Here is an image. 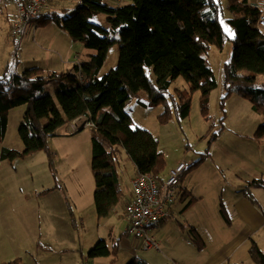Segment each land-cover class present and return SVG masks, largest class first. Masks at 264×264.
<instances>
[{"label": "rangeland", "instance_id": "1", "mask_svg": "<svg viewBox=\"0 0 264 264\" xmlns=\"http://www.w3.org/2000/svg\"><path fill=\"white\" fill-rule=\"evenodd\" d=\"M249 1L252 2L251 0ZM0 2L1 5L3 2L8 7H12L7 0ZM102 2L113 7L123 5L127 1L102 0ZM215 2L222 8L221 13L218 15V20L227 37L220 49L210 45L203 54L215 79V87L211 89L206 102L201 100L199 91L189 92L188 83L182 76H178L172 80L168 92L172 94L174 92H183L187 95L190 110L184 118L176 117L174 108L171 106L170 116L167 120L160 121L159 115L163 113L164 105H141L140 101L145 99V94L142 91L139 92V97L129 99L124 107L125 111L130 115L131 126L149 131L156 139L158 151L163 155L162 175L165 176L171 167L183 161L185 163V173L179 179L178 184L184 190V187H187L185 184L187 182L191 189L203 194L204 200L200 201L195 198L192 201L194 197L185 192L186 198L181 204L174 201L170 205L171 208L174 206L172 216L168 217L164 224L159 225L158 229L155 228L152 231L158 240H161L162 237L164 238V243L161 244V251L158 254H154L156 252H154L155 249L153 248L149 249L148 252L141 248H134L140 250L137 258L145 259L149 264H210L216 260V253L218 254L221 249L225 252V261L222 264H257L246 253L249 245L248 241L243 244L241 241L244 239L242 233H244L245 226L241 222V218L236 216L231 207H229L232 205L231 202L233 200L242 196L241 190H244L246 197H251L259 205V215H261L260 232L252 235V239L257 240L264 250V138L263 136L259 138L254 136L258 125L264 121V115L261 112L254 111L250 107V102L237 93H232L227 98H223L225 93L224 63L231 62L234 32L226 21L231 17L227 8V0H216ZM64 4L69 6L68 3ZM75 8L64 16H69ZM12 12H14V9H12ZM35 19L26 28L30 24L31 26H36L37 23L33 22L36 21ZM91 21L107 29L109 34L115 38L119 36L118 31L113 33L110 29L104 13H95L91 17ZM37 22L39 25L46 23L41 19H38ZM11 25L6 23L4 31L0 33V37L10 51L9 60L13 61V63L10 62L11 66L16 65L13 70L22 72L26 68L36 67L42 70L44 76L62 74L63 78H45L44 93L53 95L56 91L55 83L65 80L66 76H68L65 74H69L65 72L68 70H70V73L73 72L71 66L64 72L55 70L52 67L55 63L56 51L55 49L48 51L50 48L48 43H54L53 47H55V43H59V37L62 32L57 30L56 33L58 34H53L52 29H57V26L49 21L48 25L40 28L43 33L47 32L49 35V40L44 41L42 34H40L41 39L39 37L35 39L32 33L33 30H29L26 33L27 30L25 29L22 36H13L11 34ZM225 29L228 31H225ZM63 33H65L69 41L75 43L71 44V46L75 47L72 53L79 51L81 53L80 58L87 59L90 54L96 52L94 49L85 48L80 42L72 40L67 32L64 31ZM52 37L56 38V41H53ZM26 40L30 43L28 47ZM62 42L64 41L62 40ZM85 53H89L88 56H85ZM118 53L119 47L117 43L108 48L106 58L98 71V76L115 67ZM4 56L6 57V54ZM25 60L29 62L27 65L24 63ZM145 73L154 83L155 75L151 66L145 67ZM255 76L256 84H262L263 76L261 74H256ZM166 96L168 97V95ZM203 107H205V110H203ZM25 108L26 105L23 104L8 110L7 129L3 139L0 141V152L2 147L17 151L22 150L23 145L17 129ZM257 117L258 120H256ZM79 125L80 127L85 126L83 120L78 121ZM63 129L64 127L59 128L58 132H63ZM84 129L83 131H88V127ZM212 137L213 139H211ZM61 140L66 141L68 138ZM70 154H72L71 151ZM81 154L83 156L81 162L85 157L87 169L86 171L84 166L79 167V180H82V185L79 180L71 177L73 173L70 171L72 165L69 164L68 160L65 159L58 164L59 162H53L52 156V167H50L47 155L43 151L33 152L28 156L11 161L2 160L0 157V204L2 201L4 202L2 212H0V264H36L30 251L33 242L28 243L25 238L29 234L30 227L29 229L28 227L18 229L16 237L12 234L9 227L12 221L17 227V219L14 217L17 214H25V211L29 212V209L35 205L41 208L42 214L49 216L51 212L53 213L50 218L51 223L53 222L51 229L42 230L38 226L34 228L35 232L39 234L43 232L45 235L54 234L56 236L60 234L67 236L78 234L79 249L75 252L67 249L61 251V253L56 251L57 253L55 254L61 255L63 259L74 255L73 253H77V255L82 253L84 260H87L86 254L89 249L102 239L105 240L109 249L112 250L110 255L113 256L111 261L112 263L114 262L113 264H125L133 258L130 254H126L127 256L123 253L117 254L119 251L115 248L114 241L118 237L121 227L125 225L126 219L121 220L118 226L107 220L97 222V219L100 218H96L93 191L92 193L91 191L86 192L85 189L86 180L88 181L89 179L90 188L94 190V187H92L94 184L93 173H91L92 169L90 167V143L87 142L85 146L82 144ZM202 156L207 157V159H203L202 165L197 167L200 163L197 165H194V163ZM120 161L121 164L118 171L120 181H123L122 184H124L129 176L134 173L135 168L133 162L123 150L120 154ZM62 165H65V171L61 168ZM193 169L197 170L190 173ZM55 181L62 188L53 189ZM250 181H256L257 184H249ZM42 188H44L43 190L48 189V191L41 192L43 194L39 195L37 192L42 190ZM5 191L7 194H4ZM219 197L221 198L220 203L224 212L228 213L230 217L234 216V225L230 229L224 225L220 216H218L217 203ZM189 199L191 204H187ZM185 204L188 206L186 207ZM68 206L70 209H68ZM181 208L182 212H180ZM205 213L211 215L213 226L205 220ZM71 214H73L74 224V221L71 220L70 223L69 220V217L70 219L72 218ZM212 214H215V216H212ZM192 229L196 233L194 234L195 238L199 239L202 245L201 237L203 238L205 245L202 249H199L201 246L197 247L198 250L194 246L192 248L187 244L188 241L185 234H188L190 241V231ZM108 230H112V233L108 234ZM31 234H33L32 231ZM225 239L227 244L222 245ZM10 240L15 241L13 245ZM132 245L134 247L133 243ZM52 246L55 247V245ZM42 261L43 264H50L47 260Z\"/></svg>", "mask_w": 264, "mask_h": 264}, {"label": "trees", "instance_id": "2", "mask_svg": "<svg viewBox=\"0 0 264 264\" xmlns=\"http://www.w3.org/2000/svg\"><path fill=\"white\" fill-rule=\"evenodd\" d=\"M215 1L125 0V4L111 7L102 0H80L69 16L46 13L36 17L46 23L54 21L72 40L96 52L74 65V75L65 74L68 75L65 80L56 82L53 95L44 93L45 78H63L62 74L44 76L36 67L22 72L7 68L0 74V141L7 129L8 110L26 105L17 129L23 148L17 151L2 147L1 159L11 161L43 151L52 167L48 139L69 121L85 117V122L94 125L90 135V167L97 218L105 217L123 197L118 171L122 150L133 162L137 174L150 173L163 182V155L158 151L156 139L143 128H133L124 107L142 91L145 99L140 101L141 105H164L160 121L170 116L171 106L176 117L184 118L190 110L187 95L168 92L172 80L178 76L188 83L189 92L199 91L201 100L206 102L215 79L203 54L210 45L220 49L227 37L218 20L222 8ZM227 8L231 17L226 21L234 38L231 62L224 63L223 98L237 93L250 102L254 111L264 115V34L257 26L262 10L249 0H227ZM99 12L106 15L113 33L118 31L117 38L91 21ZM116 43L119 53L115 67L98 76L108 48ZM146 66L152 67L154 83L145 73ZM256 74L263 76L262 84H256ZM254 136L264 138V121ZM184 173L185 169L179 179ZM220 211L225 214L222 206ZM71 220L74 221L73 216ZM194 234L192 229L190 240L202 246ZM111 253L105 241L99 240L89 249L86 259ZM247 253L257 264H264V253L253 240ZM125 264L149 263L133 257Z\"/></svg>", "mask_w": 264, "mask_h": 264}, {"label": "crops", "instance_id": "3", "mask_svg": "<svg viewBox=\"0 0 264 264\" xmlns=\"http://www.w3.org/2000/svg\"><path fill=\"white\" fill-rule=\"evenodd\" d=\"M0 1H2V0H0ZM7 1L9 4L12 5L11 8L8 7L7 5H5V3H3V2L1 5V2H0V33H2L4 31L6 23L8 25L9 24L11 25L12 20L16 17V14H17V12H16L17 10H16L15 4H14V0H7ZM251 1L255 4H257L258 7H260L261 10L264 11V0H251ZM78 2H79V0H48V3H47L48 8H46L44 10V13L42 14V16H44L46 13H48V14L53 13L56 16L57 15L58 16H64L65 14H67L71 10H73ZM64 3H68L69 6H65ZM12 9H14V12H12ZM35 20L36 21H33V22L37 23V25L31 26V24H30V26L28 28H26V30H27L26 33L29 32V30L30 31L33 30L32 33L35 36V39H37V37H39V39H41L40 34H42L44 41H48L49 40L48 33L47 32L43 33L40 29L41 26L48 25V22L42 23L41 25H39L37 22L38 20L37 19H35ZM51 22L57 26L56 27L57 29H52V32H54L53 34H58V33H56L57 30L62 32L60 34V37H59L60 38L59 43L58 42L55 43V47H53L54 43H52V42L48 43L50 48H49V50L48 49L47 50L50 51L51 49H55V51H56L55 63L52 65V67L55 70L64 72V70H68L70 66L73 69L75 64H78L81 61H86V59H82L79 57L81 55V53L79 51L72 53V50H74L75 47L71 46V44H75V43L69 41V39L66 37L65 33H63L65 30L60 28L54 21H51ZM50 26H53V25H50ZM9 30H10V28H9ZM52 38H53V41H56V38H54V37H52ZM62 40L64 42H62ZM26 43H27L26 45L28 47V45L30 43L27 40H26ZM32 46H35V45H32ZM9 53H10L9 49L5 46L3 39L0 37V74H2L5 69L10 68L13 70L14 67L16 66V65H14L13 67L11 66V63H13V61L9 60V58H10ZM4 54H6V57L4 56ZM88 54L89 53H85V56H87ZM14 61H16V60H14ZM24 63H26V65H27V63H29V62H27V60H25ZM47 65H49V64L47 63ZM17 66H18V64H17ZM73 72H74V70H73ZM73 72L70 73V70H68L65 73H70L71 75H74L75 73H73ZM80 120H83V122L86 121L85 117H80V118L71 120L64 126L63 132H58L56 136L48 139V146H49V150L51 153V157L53 156V162L56 161V162H59L58 164H60L63 160H65V159L68 160L69 164L72 165L71 169H70V171L73 172L71 177L76 178L77 180H79V174H80L79 167L84 166V168L86 169L85 157H84V160L81 162L82 157H83L81 154V146H82V144H84V146H85L87 142L90 143V135H91V128L90 127H88V126L80 127L81 124L78 126V121H80ZM256 120H258V117ZM73 127L76 128L75 132L72 131ZM87 127H88V131L87 130L83 131V130H85L84 128L87 129ZM63 138H68V140H66V141L61 140ZM70 151L72 152V154H70ZM84 151H85V149H84ZM206 159H207V157L204 158V160H206ZM203 161H202V163H203ZM120 163H121V161H120ZM202 163H200L197 167L201 166ZM61 168L64 169V171L66 170L65 165L64 166L62 165ZM196 170L197 169H193L190 171V173L192 171H196ZM86 171H87V169H86ZM136 174L137 173L135 170L134 173L129 176V178L127 179V182H125L124 184H122L123 181L122 182L120 181V183L122 184L121 188H122V192H123V197L121 198V200L117 206H115L113 209H111L105 217L97 219V222H100V220H107V221H111V222L117 224V226H118V224L121 222V220H125L124 205L130 196L131 179ZM166 174H167V172H166ZM166 174H165V176H166ZM165 176H163V178H165ZM79 181H80V183L82 182V180H79ZM93 182H94V178H93ZM185 184L187 187H184V190H182L178 184V187L176 188V192H174L175 196L169 202V205H168L169 213H170V215L168 217H171L172 213H173V207L174 206L171 208L170 205L174 201H177V202H179V204H181L184 201V199L186 198V196L184 195L185 192L194 197L192 201H194L195 198L197 200H200V201L203 200V194H199V193L195 192L194 189H191L188 186L187 182ZM81 185H82V183H81ZM92 187H94V184ZM55 188L60 189L62 187L59 183H57L55 181V185H54L53 189H55ZM43 189L44 188H42V190ZM85 189H86V192L91 191V193H92V191H94V190H92V188H90L89 179H88V181L86 180ZM42 190H38L37 193L39 195L43 194V193H41ZM6 191L4 192V194H7ZM243 191L244 190H241L242 196L233 200V202H231L232 205L229 207H231V210H233V212L235 213L236 216H239L241 218V222L245 226L244 227V233H242V235L244 236V239L241 241H242V244L246 243L248 241L249 245L247 248V252L249 251L251 240H253V242L259 247L260 251H262L264 253V250L259 245V242L257 240L252 239V235H254L256 232H260L261 215H259L260 214L259 205L257 204V202H254L251 197H246ZM220 199L221 198L219 197V200L217 203L218 204V214H219L218 216H220L224 225L227 226L228 229H230L234 225V219H233L234 216L230 217V216H228V213L224 214L220 211V207L222 206V204L220 203V201H221ZM3 203L4 202L2 201V203L0 204V212H2ZM8 203H10V202H8ZM187 204H191L190 199H189V202ZM187 204H185L186 207L188 206ZM186 207H184V208H186ZM68 209H70L69 206H68ZM180 212H182V208L180 209ZM71 215L73 216V214H71ZM52 216H53L52 212L49 214V216H47L46 214H42L41 208L35 205L29 209V212L25 211V214H23V215L17 214V216L14 217L15 219H17V227L14 225L13 221H12L11 225L9 226L10 231L12 232V234L15 237L17 236V230L18 229H20V228L23 229V227H28V229H29V227H30L29 234L25 238L27 239L28 243L33 242L31 245L30 251H31L32 258L35 260L36 264H43L42 260H47V262L48 263L50 262V264H85V263L88 264V262H89V264H111L112 263L111 262V260L113 259L112 255H109L106 257H96L93 260H84L82 253H79V255H77V253H73L74 255H70L69 257H66L65 259H63V257L61 255H56L55 254V253H57L56 251H59L61 253V251H64L66 249L69 251L75 252L77 249H79V245H78L79 240H78V234L77 235L72 234L70 236L60 234L59 236H56L54 234L53 235L52 234L45 235L43 232L41 234H39L38 232L34 231V228L38 227V226L41 227L42 230L46 229V228L51 229V224L53 222L51 223L50 218ZM210 216L211 215H208V213H205L204 218L210 225L213 226L212 219ZM212 216H215V214H212ZM24 217H27V218L24 219ZM168 217L159 220L157 223H155L151 227V229L149 231V233L158 242V248L155 249L154 252H156V253H154V254H158L161 251V244L164 243V238L162 237L161 240H158L152 231L155 228L158 229L159 225L164 224L168 220ZM96 218H97V216H96ZM69 220L71 223L70 217H69ZM125 222H126V220H125ZM125 226H126V223L124 226L121 227V230L119 231V235H118V237H116V240L114 241L115 245L117 244L116 248L119 251L117 254L123 253L125 256H127L126 254H130L131 257L132 256L137 257L138 251H140V250L134 249L132 243L134 245H135V243L132 241V239H130L129 237L126 236L125 231H124ZM31 231L33 232V234H31ZM111 233H112V230H108V234H111ZM185 235H186V240L188 241L187 244L192 248L194 246L196 249H198L197 245H195L191 240L189 241L188 234H185ZM201 239L203 241V245L199 249H202L205 245V242H204L202 237H201ZM226 239L222 245L227 244ZM10 241H11L12 245L15 242L14 240H10ZM103 241H105V240H103ZM114 242H113V245H114ZM105 244H106V242H105ZM52 245H55V247ZM146 251L148 252L149 249ZM224 253L225 252H223V249H221L218 252V254L216 253V256H215L216 260L214 262H211L210 264H222L225 261V254ZM248 255H249V253H248ZM6 264H9V263H6Z\"/></svg>", "mask_w": 264, "mask_h": 264}, {"label": "built area", "instance_id": "4", "mask_svg": "<svg viewBox=\"0 0 264 264\" xmlns=\"http://www.w3.org/2000/svg\"><path fill=\"white\" fill-rule=\"evenodd\" d=\"M47 3L48 0H14L17 16L12 22L11 34L22 35L28 24L48 8ZM260 13L257 26L264 34V11ZM84 123L90 128L94 126L91 122ZM72 131L75 132L76 128L73 127ZM184 169L185 163L180 161L168 170L161 183L150 173L136 174L131 179L130 196L124 205V231L135 243L134 248H158V242L149 231L155 223L170 215L168 205L175 196Z\"/></svg>", "mask_w": 264, "mask_h": 264}, {"label": "snow or ice", "instance_id": "5", "mask_svg": "<svg viewBox=\"0 0 264 264\" xmlns=\"http://www.w3.org/2000/svg\"><path fill=\"white\" fill-rule=\"evenodd\" d=\"M225 31H228L227 29H225Z\"/></svg>", "mask_w": 264, "mask_h": 264}]
</instances>
